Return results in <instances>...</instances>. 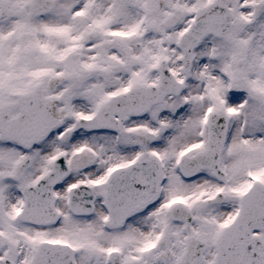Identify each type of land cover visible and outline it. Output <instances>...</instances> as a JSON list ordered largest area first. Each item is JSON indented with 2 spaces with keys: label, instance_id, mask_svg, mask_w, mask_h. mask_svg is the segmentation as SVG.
Here are the masks:
<instances>
[{
  "label": "snow or ice",
  "instance_id": "snow-or-ice-1",
  "mask_svg": "<svg viewBox=\"0 0 264 264\" xmlns=\"http://www.w3.org/2000/svg\"><path fill=\"white\" fill-rule=\"evenodd\" d=\"M0 264H264V0H0Z\"/></svg>",
  "mask_w": 264,
  "mask_h": 264
}]
</instances>
